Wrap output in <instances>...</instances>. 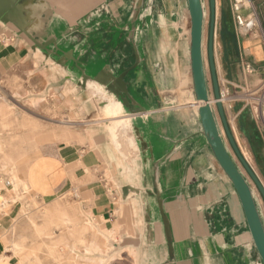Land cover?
I'll return each instance as SVG.
<instances>
[{
    "label": "crops",
    "instance_id": "1",
    "mask_svg": "<svg viewBox=\"0 0 264 264\" xmlns=\"http://www.w3.org/2000/svg\"><path fill=\"white\" fill-rule=\"evenodd\" d=\"M250 3L258 25L244 34L235 27L225 1L215 0L214 61L219 83L229 91L252 87L264 77V0ZM29 11L30 32L56 35L60 48L70 50L91 73L102 67L114 75L126 71L130 106L140 107V113L132 117L147 142V158L152 153L154 163L151 167L146 162V167L138 169V182L145 181V189L162 198L170 222L174 257L166 264H262L232 185L196 135L199 123L192 111L196 106L190 104L186 0H28ZM1 34L13 35V40H2ZM35 61L27 39L0 25V75L27 82L28 73L39 74L46 85L45 74L50 72L37 69ZM68 64L75 66L72 60ZM246 64L250 73L245 72ZM51 82L57 87L55 93L61 91L57 85L63 86V81ZM19 94L28 101L27 87ZM69 99L74 103L72 111L68 105H58L67 106L69 115L78 111L74 119L83 120L81 103L86 95H70ZM237 101L224 107L228 121L237 122L239 135L247 142L251 129L258 134L264 153L263 130L256 124L248 129L253 116L247 114V103ZM71 132L69 141L49 146L17 178L45 201L76 189L82 215L95 221L98 229L113 233L110 241L117 248L106 264L166 261L167 245L156 202L148 198L154 212L151 234L140 198L124 199L118 188L103 183L107 174L115 172L101 150L102 135L97 132L87 140L84 130ZM0 193V264H20L10 246L22 199H13L12 184L2 183Z\"/></svg>",
    "mask_w": 264,
    "mask_h": 264
},
{
    "label": "rangeland",
    "instance_id": "2",
    "mask_svg": "<svg viewBox=\"0 0 264 264\" xmlns=\"http://www.w3.org/2000/svg\"><path fill=\"white\" fill-rule=\"evenodd\" d=\"M224 1V7L230 11L229 0ZM203 2L206 13L203 52L206 75L211 90L206 55L210 11L208 0H203ZM35 65L40 71L50 72L45 74L46 85L39 74L29 76L28 73L27 82L16 78L10 80L7 75H0V185L2 183L7 185V182L9 185H14L15 196L13 199H22L19 205L20 211L14 219L10 249L18 257L20 264H106L114 255V248H109L110 245H108V243L111 244L113 233H105L98 229L95 221L90 218L86 219L82 215L78 206V202L81 200L78 191L70 189L52 201L41 200L37 198L35 192L28 191L27 183L20 181L17 175L24 174L28 169L29 162L36 160L42 151L55 142L69 141L73 135L71 130L74 132L76 129H81V131L84 130L83 137L87 140H91V137L97 132L102 135L104 144L101 150L105 153L109 163H112L109 167L114 168L115 172L113 175L107 174L108 179L103 183L108 188L111 186L119 189V179L123 177L131 180L132 177H135L137 146L130 132V120L128 118L125 121L126 133L118 135L119 118L126 115L123 113V108L111 115L104 110V107L112 99H116L113 94L108 93L99 83L96 93L84 88L76 94L78 86L70 81H63V86V83H58V88H62L61 91L55 93L57 87L53 88L51 80L59 81L58 75H63L55 69L50 61L44 62L42 66L36 63ZM180 86L181 84H179ZM26 87L28 88V101L23 98L22 94H19L21 91H25ZM219 87L228 92L226 100L222 102L224 107L235 100L247 103V114L252 115L254 119L252 120L253 124L248 126L255 128L256 124L258 129L263 130L261 133L264 144V101H262L264 100V77L252 87L248 85L243 89L234 88L232 91L220 83ZM74 89L76 90L74 91ZM81 94H85L87 100L85 99L86 101L81 103V110L85 112V115H82L83 120L78 122V118L74 119L78 115V111L75 110L74 115H69V108L72 111L74 107L73 100L69 99V96L77 97ZM37 95L41 97L39 98ZM100 101L102 106L99 107L97 103ZM58 103L68 105L69 108L61 106V104L58 105ZM90 108H92V112L89 113ZM217 118L226 146L252 189L264 224L263 199L232 151L221 121L219 117ZM107 119L112 121H106ZM80 122L82 124L78 125ZM227 122L240 152L242 155L243 151L247 152L246 160L264 186L263 147L260 152L258 149L255 150L251 140L247 142L244 137L239 135L242 131L237 122L232 118H230V122L227 119ZM118 168L122 170L123 176L119 173ZM18 190H23V193H19ZM132 203L134 206L136 205L134 201ZM135 213L137 214L136 207ZM129 249L132 251L131 247Z\"/></svg>",
    "mask_w": 264,
    "mask_h": 264
},
{
    "label": "water",
    "instance_id": "3",
    "mask_svg": "<svg viewBox=\"0 0 264 264\" xmlns=\"http://www.w3.org/2000/svg\"><path fill=\"white\" fill-rule=\"evenodd\" d=\"M208 2L210 20L206 55L210 73L212 87L211 90L209 88L206 75L203 52V33L206 15L204 2L203 0H186L189 23V88L191 90L190 100L192 101L190 104H194L196 106L192 109V111L196 115L199 123L196 135L198 138L204 141L205 145H207L216 163L232 185L240 203L245 223L255 250L260 258L261 263L264 264V224L260 217L252 189L226 146L222 132L218 125L217 117H219L221 121L225 136L232 151L256 186L263 199V202L264 186L254 173L244 155H242L240 152L227 122L224 106L220 101V87L214 61L215 0H208ZM30 12L32 11L28 12V0H0V25L2 28L9 29L13 33L22 35L25 39H27V42L30 43V49L33 55L36 50H38L44 62L50 60V62L55 63L57 66L63 68L66 72V75H58V77L60 78V81H70L76 84L78 86V91L76 94L84 90L86 80H93L102 85L108 93L113 94V96L118 101H120L123 107V113L128 115L131 124L130 132L137 146V156L135 158V177H132L131 180L124 179L123 177L119 179V192L124 199L136 197L140 198L143 218L146 223V227L148 230H150L151 234L154 229V225L152 224V221L154 220V212H152L153 210L150 208V202L148 198L156 202L167 245L168 258L163 262L150 261L149 264H166L172 261L174 257L172 232L169 219L164 211L163 200L160 196H156L151 191H147L145 189V181H141V185L138 182V169L140 167L142 169V166L146 167V162H149V166L151 167L154 166V163H151L153 160L152 153L150 154L149 152L150 157L147 158V142L145 141L144 136L141 134L136 122L134 121V118L132 117L140 113V107H138V109H133L130 106L132 99L127 92L124 81L126 71L121 72L118 75H114L110 69L102 67L96 73H91L88 67H83V65L81 66L79 64L70 50L65 51L60 48L56 35L43 36L40 34L31 33L28 29V20L29 22L31 21L28 19ZM71 60L75 63L74 67L68 64V61ZM76 71L79 73L78 76L71 74V72L77 74ZM211 99H214L215 101L213 105L211 103ZM177 101L178 100H176V103ZM172 103H170V107H177L172 105ZM97 105L99 107L102 106V102L100 101L97 103ZM118 170L120 171L119 173H121V176H123L122 170H120V168H118ZM111 245L114 249L117 248V245L112 242Z\"/></svg>",
    "mask_w": 264,
    "mask_h": 264
},
{
    "label": "built area",
    "instance_id": "4",
    "mask_svg": "<svg viewBox=\"0 0 264 264\" xmlns=\"http://www.w3.org/2000/svg\"><path fill=\"white\" fill-rule=\"evenodd\" d=\"M229 7L235 27L240 33L249 34L254 31V29L258 25V22L256 21V16L253 12L250 0H229ZM244 10H246L247 13H244ZM1 35L2 40H13V35ZM244 69L246 73H250L252 71L249 64H246L244 66ZM227 95V90L220 88L221 102H224L226 100ZM6 184L9 185L8 182Z\"/></svg>",
    "mask_w": 264,
    "mask_h": 264
},
{
    "label": "bare ground",
    "instance_id": "5",
    "mask_svg": "<svg viewBox=\"0 0 264 264\" xmlns=\"http://www.w3.org/2000/svg\"><path fill=\"white\" fill-rule=\"evenodd\" d=\"M256 21L258 22V20H257V18H256ZM39 55V56H38ZM34 57L35 58H37L36 59V61H35V63L36 64H39L40 66H42V64L44 63V61L42 60V56L39 54V52H38V50H36V52L34 53ZM48 61V60H47ZM50 61V60H49ZM53 65H54V67H55V69L60 73V74H62V75H65V71H64V69L63 68H61V67H59V66H57L55 63H53ZM96 87H98V83L97 82H95V81H93V80H86V82H85V89H90V90H92V91H94V93H96L97 92V88ZM76 89H74V91H75ZM262 101H264V100H262ZM261 101V102H262ZM211 102L214 104V99H211ZM120 109H122V107H121V103L117 100V99H112L110 102H109V104L107 105V106H105L104 107V110L106 111V113L108 114H113V113H115V112H117V111H119ZM108 117H111V116H108ZM129 117H128V115H125L124 117H122V118H119V120H120V122H119V124L117 125V134L118 135H124L125 133H126V127H127V125L125 126V121L128 119ZM112 120H115V119H113V118H111ZM111 119H107L106 121H112ZM115 127V126H114ZM125 137V136H124ZM112 138V137H111ZM243 155H244V157L247 159L248 158V154H247V152H244L243 151ZM14 186V185H13ZM1 194V193H0ZM71 209H73V207H71ZM69 210H70V208H69ZM129 210V209H128ZM22 211V210H21ZM24 213V212H23ZM127 214V213H126ZM131 214V213H130ZM129 214V215H130ZM22 215V214H21ZM128 215V214H127ZM132 216V215H131ZM26 218H28V216H25ZM26 218H24V219H26ZM134 219V218H133ZM135 220V219H134ZM28 221V220H27ZM134 222V221H133ZM28 223V222H27ZM130 223V222H129ZM108 245H110L109 246V248H112L113 246L111 245V244H109L108 243ZM13 249V248H12Z\"/></svg>",
    "mask_w": 264,
    "mask_h": 264
},
{
    "label": "trees",
    "instance_id": "6",
    "mask_svg": "<svg viewBox=\"0 0 264 264\" xmlns=\"http://www.w3.org/2000/svg\"><path fill=\"white\" fill-rule=\"evenodd\" d=\"M223 15L225 16V18L227 17V13L226 12H223ZM226 24L227 25L229 24V19L228 18L226 19ZM249 128L251 129V127L248 126V129ZM251 140L253 142V146L255 147V150L258 149V151L260 152L261 151V147H262V143L260 141V138H259L258 134H256V133L254 134L252 129H251Z\"/></svg>",
    "mask_w": 264,
    "mask_h": 264
}]
</instances>
